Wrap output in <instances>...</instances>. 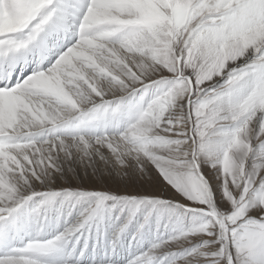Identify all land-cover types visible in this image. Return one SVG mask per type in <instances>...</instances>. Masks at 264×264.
<instances>
[{
    "label": "snow or ice",
    "instance_id": "1",
    "mask_svg": "<svg viewBox=\"0 0 264 264\" xmlns=\"http://www.w3.org/2000/svg\"><path fill=\"white\" fill-rule=\"evenodd\" d=\"M0 264H264V0H0Z\"/></svg>",
    "mask_w": 264,
    "mask_h": 264
}]
</instances>
